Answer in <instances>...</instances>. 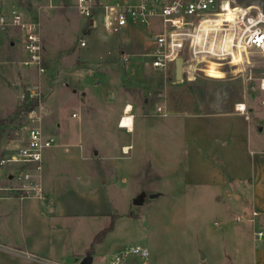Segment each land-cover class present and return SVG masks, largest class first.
Listing matches in <instances>:
<instances>
[{"label": "crops", "instance_id": "obj_1", "mask_svg": "<svg viewBox=\"0 0 264 264\" xmlns=\"http://www.w3.org/2000/svg\"><path fill=\"white\" fill-rule=\"evenodd\" d=\"M50 3L54 8L76 5L70 0H50ZM232 3L264 12V0H232ZM10 7L19 8L10 4L7 9ZM23 13L27 18L26 12ZM78 16L81 26L78 36L86 44L78 43L80 65L74 70L76 86L69 92L71 98L61 96V90L55 89L48 104L53 98L56 109L49 110L47 95L43 96L42 129L56 139V145L46 149L42 156L44 198H20L0 187V264H80L85 256L91 257L89 264H92L89 249L97 231L96 219L101 215L94 211L96 194L112 210L114 200L128 199L124 197H129V193L134 197L142 190L147 169L153 172L152 190L160 194L166 185L171 193L178 184L177 179L165 181L157 174L162 167L160 163L168 161L161 146L162 137L167 135L171 136L170 150L187 151L186 163L192 161L194 151L201 154L200 158L196 153L208 168V186L213 189L215 182L222 199H234L240 209L235 221L244 222L251 235V264H264V237L256 239L253 235L254 230L264 232V90L258 88V81L252 82L250 88L247 80L224 77V72L213 65L203 81L189 79L199 96V112L174 115L164 97L156 95L157 90L170 87L172 65L166 75L150 68L151 72L142 80L127 73V66L130 69L135 64L130 57L149 54L152 36L136 35L129 30V23L120 33L127 52L99 59L100 54L88 48L95 21L90 25L89 20ZM12 53H18L22 59L25 56L19 28L8 26L0 29V114L13 104L11 90L5 85L13 77V71L25 69L39 75L34 67H15L10 60ZM124 56L127 61H123ZM94 74L104 77V84L98 81L97 86L106 91L93 89L88 76ZM122 74L127 79L123 85L119 77ZM43 75L35 81L40 86ZM159 104L165 106L168 115L154 114ZM236 104H245L247 117L235 109ZM67 106L71 107L70 114L65 112ZM46 118L48 123L44 125ZM129 118L132 126L124 127V119ZM61 158L71 160L67 165L76 175L72 182L66 181L57 168ZM118 165L120 174L115 170ZM98 169H107L109 175L103 177ZM178 197L183 198L181 191L173 198ZM253 211L257 213L254 216ZM107 212L103 215H108ZM101 221L104 223L106 219ZM234 234L240 239L243 227Z\"/></svg>", "mask_w": 264, "mask_h": 264}, {"label": "rangeland", "instance_id": "obj_2", "mask_svg": "<svg viewBox=\"0 0 264 264\" xmlns=\"http://www.w3.org/2000/svg\"><path fill=\"white\" fill-rule=\"evenodd\" d=\"M47 1L0 0V8L7 9L10 4H15L22 9V12H26L27 19L39 23L41 58H43L42 63L47 70L44 75L43 73L39 74L43 75L40 88L42 97L47 95L48 109L52 108L53 110L56 109L53 98L48 104L50 96H52L51 92L58 89L62 92L61 96L71 98L70 93L76 86L73 82V75L75 67L80 65L78 35L81 26L76 6L54 8L50 0ZM70 1L76 2V0ZM134 1L106 0V3L128 4ZM94 2L96 3L93 12L95 29L91 28L94 36H91V33L88 34L91 36L88 48L95 49L100 54L99 59L113 55L115 52L119 56L124 52L123 50L126 51V48H123L124 38L120 35L121 31L111 34L105 31L101 20L102 8L99 6L104 2H100V0H94ZM8 26L4 27V30ZM158 27L157 19L150 18L148 24L131 23L129 30L131 29L138 36L146 35L150 38ZM128 53L133 52L129 51ZM256 55L259 59L262 54ZM10 60L15 67L21 68L22 65L25 68L18 53H12ZM129 60L130 62L135 61V64H132L130 69L127 66V73L133 75L135 79L142 80L146 74L151 72L147 65L150 61L148 55H134ZM231 68L233 67L224 68V77L236 76L247 80L245 73L248 72L247 69L239 72L231 70ZM21 71L18 68L15 69L13 77L5 82L6 87L11 90L13 104L10 110L0 114V158L13 152L22 141L23 133L20 126L26 120L27 114L20 106L17 97L21 89L39 79L37 72H29L25 69ZM124 71L126 73V69ZM173 71L170 87L157 90L156 95L158 98L164 97L166 104L173 109L172 114L174 115L184 112L191 114L199 112V96L194 92L196 89L191 87L192 82L187 77H184L182 81L175 79ZM251 73L257 79L264 76L261 70L253 69ZM119 77L121 85L126 83L125 74L119 75ZM194 77L202 81L207 78L202 72H197ZM103 79L104 77L99 74L88 76V81L93 89H97L101 93L106 89L98 87L97 83L100 81L104 84ZM254 81L258 80L252 79L251 82L246 83L250 84ZM57 96H60L59 93ZM159 106L168 115L162 104L155 107L154 114L166 116L156 112ZM70 108L67 106L65 112L70 114ZM47 123L48 119L46 118L44 125ZM200 126L201 124L197 125V128L199 129ZM161 140L162 152L166 153L163 156L168 161L160 163L162 167L158 169L157 174L165 181L177 179L178 184L171 190V193L167 190L168 185H166L164 187L166 189H162L160 194L157 190H152L155 188L152 183L153 172L152 169H147L142 190L134 197H130L129 193V197H124L128 199L114 200L111 206L112 210L108 205L101 203V200L98 199L99 195L96 194L97 205L94 207V211L101 215L96 219L97 231L89 251L93 257L92 264H110L114 256L135 246L146 247L149 252L148 257L143 259L136 254H128L120 264H143V261L148 264H251V256H249L252 246L251 235L248 227L247 229L244 227V222L235 221V218H238L237 215L240 214V209L237 208L234 199H222L216 190L215 182L213 189L208 186L206 180L210 178V175L208 168L199 159V157L201 158L199 152L194 151L192 161L186 163L184 154L187 151L181 149L178 153L177 149L170 150L171 136H164ZM69 161H65L63 158L58 159L57 168L66 181L72 182L71 180L76 175L71 173L73 168L67 165ZM118 167L115 170L117 174H120L121 168L119 165ZM98 170L103 173V177L109 175L107 169ZM2 171L0 172V187L12 185V182L7 179V171L5 169ZM78 173L82 175L81 171ZM129 181L131 180L129 179ZM180 191L183 198H173L180 195ZM151 193L154 194L152 197L149 196ZM141 195L142 202L134 204L133 200ZM79 198L81 201L86 200L82 197ZM92 198L94 199V196ZM106 211H109L108 215H103ZM103 219H106L104 223L101 221ZM111 222H113L112 227L105 230ZM216 223L218 224L216 225ZM239 227H243L244 235L237 240L236 236L234 237V231Z\"/></svg>", "mask_w": 264, "mask_h": 264}, {"label": "built area", "instance_id": "obj_3", "mask_svg": "<svg viewBox=\"0 0 264 264\" xmlns=\"http://www.w3.org/2000/svg\"><path fill=\"white\" fill-rule=\"evenodd\" d=\"M79 15L93 20L96 7L94 0H76ZM101 20L108 33H119L129 23L148 24L156 18L159 24L151 38L149 67L167 74L170 65L182 58V76L193 78L197 72L205 76L211 66L224 71L248 70L247 81L254 79L252 70L264 73V12L250 7L234 5L232 0H137L131 4L102 3ZM19 28L22 48L25 53L22 64L34 67L39 74L45 72L41 58L39 23L27 19L16 7L0 8V29L6 26ZM80 37L79 45L85 46ZM262 54L259 59L258 55ZM127 61L128 57H122ZM230 70V71H231ZM225 72V71H224ZM253 88V85H249ZM258 88L264 90V76L258 78ZM17 100L27 114L22 123V141L13 152L0 158V170L12 185L1 187L16 193L18 197L44 198L41 178L43 152L56 145L52 135L42 129L44 101L40 85L29 84L21 89ZM235 109L246 115L245 104H236ZM156 112L166 115L159 106ZM9 177V178H8ZM0 188V189H1ZM255 211L252 215H256ZM254 238L264 237L261 230L253 231ZM128 254L146 259V247H131L113 257L111 264H120Z\"/></svg>", "mask_w": 264, "mask_h": 264}, {"label": "water", "instance_id": "obj_4", "mask_svg": "<svg viewBox=\"0 0 264 264\" xmlns=\"http://www.w3.org/2000/svg\"><path fill=\"white\" fill-rule=\"evenodd\" d=\"M93 23V20L90 19L89 20V24L91 25ZM175 68H174V76L177 80H181L182 79V58L181 57H178L176 60H175ZM154 194L151 193L149 194L150 197H152ZM142 195L141 197H137L136 199L133 200V203L134 204H139L142 202ZM91 261V257L90 256H85L81 263L80 264H89Z\"/></svg>", "mask_w": 264, "mask_h": 264}, {"label": "bare ground", "instance_id": "obj_5", "mask_svg": "<svg viewBox=\"0 0 264 264\" xmlns=\"http://www.w3.org/2000/svg\"><path fill=\"white\" fill-rule=\"evenodd\" d=\"M123 126L130 128L132 126V120L130 118L129 119H124Z\"/></svg>", "mask_w": 264, "mask_h": 264}, {"label": "trees", "instance_id": "obj_6", "mask_svg": "<svg viewBox=\"0 0 264 264\" xmlns=\"http://www.w3.org/2000/svg\"><path fill=\"white\" fill-rule=\"evenodd\" d=\"M112 225H113V222H111V224L105 229V230H108V229H110L111 227H112ZM91 250V245H90V249H89V251Z\"/></svg>", "mask_w": 264, "mask_h": 264}]
</instances>
